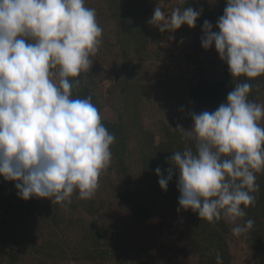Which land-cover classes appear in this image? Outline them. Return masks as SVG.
Segmentation results:
<instances>
[{
  "label": "clouds",
  "instance_id": "obj_1",
  "mask_svg": "<svg viewBox=\"0 0 264 264\" xmlns=\"http://www.w3.org/2000/svg\"><path fill=\"white\" fill-rule=\"evenodd\" d=\"M201 14L176 7L166 16L157 6L148 23L174 33L185 24L194 28ZM213 27L204 20L201 46L214 45L232 77L264 75V0H226L218 31ZM102 35L85 0H0V176L23 200L67 206L77 192L93 199L111 164L115 136L91 96L73 98ZM251 88L238 83L214 111L190 113L191 129L177 128L195 152L172 153L167 177L155 170L167 191L175 169L181 208L212 225L224 219L237 237L253 228L254 220L240 221L255 205L256 174L264 171V104L249 100ZM216 262L223 264L219 253Z\"/></svg>",
  "mask_w": 264,
  "mask_h": 264
},
{
  "label": "trees",
  "instance_id": "obj_2",
  "mask_svg": "<svg viewBox=\"0 0 264 264\" xmlns=\"http://www.w3.org/2000/svg\"><path fill=\"white\" fill-rule=\"evenodd\" d=\"M147 0H85V6L96 10L97 18H100L101 24L106 21L107 31L103 32L106 37H111L110 42L105 41L104 47L115 54L113 63H108L104 68L102 62L99 67L92 65V71H100L103 75H113L115 82L111 85L108 95L96 93L97 82L95 76H86L82 73L78 79L80 84L73 89V98L92 97V102L97 106L99 112L105 104H110L117 111V119L111 121L102 118V123L116 138L111 146L112 159L120 165H126L129 145L135 143L138 145L141 164L143 166V180L140 176L135 179L136 190L126 189L119 194L123 206L129 211L131 217L146 224L151 223L152 212L158 213L159 206L150 203L149 187L157 191L161 197H165L174 212H179L181 220L176 227L177 232L181 235L190 234L192 243L199 253L198 264H217L216 255L219 253L223 259V264H232V256L226 237L230 232V223L221 219L215 225L201 220L198 213L191 209L184 210L178 203L180 193L177 188L178 172L173 169L172 180L169 181L167 191L161 189L158 184L159 177L155 170L160 167L164 177L168 175V169L172 167L170 157L176 151H183L185 148H192L195 152L194 142L184 138V131L177 126H185L182 122L172 120L170 125L162 126L163 137L156 141V134L146 126L142 120V109L144 108V96L146 95L143 85L146 81L148 72H144L146 62L153 56L159 57L161 46L156 45L155 38L161 33L156 31L148 21L154 13V5ZM169 3L172 0H163ZM183 8L192 7L194 10H201L202 14L196 21V24L202 28L204 20L213 24V30L218 31L215 27L217 19L223 14L226 7V0L213 2L209 7L206 0H183L180 4ZM100 24V22H99ZM103 34V38L104 37ZM119 58V60H117ZM117 60V62H115ZM193 60V58H191ZM112 64V65H111ZM224 71L223 78L208 80L201 75L198 82L189 83L188 86L181 90L182 98L187 96L189 100L197 103L201 108L207 111H214L218 106L226 101L227 95L232 91L236 84L248 82L252 85L249 93V100L264 104V75L249 79L245 76L232 77L228 70V65L222 61ZM96 69V70H95ZM202 73L205 68L199 66ZM191 81V80H190ZM100 93V92H99ZM115 102V103H114ZM188 108L187 120L191 119L190 113L193 108L185 104ZM264 127V119L260 121ZM186 130V129H185ZM128 167V165H127ZM121 172L124 170L118 169ZM256 183L259 184V191L255 193L256 202L254 206L248 207L246 216L242 221L248 219L254 220L253 228L244 234H241L243 240L247 243L250 251L258 264H264V171L256 174ZM139 179V180H138ZM57 205V203H55ZM48 208L47 204H42L38 198L23 200L18 197L17 189L14 182L6 181L0 176V245L5 241L19 245H34L35 234L31 229V219L29 217H41L46 213V218L54 219L53 225L58 228V216ZM90 213L94 211L90 209ZM163 222L159 223V225ZM92 228L87 231L86 236L78 247H82L84 260L96 261L98 264H105L106 258L110 256H119V252L104 248L102 236L106 231H100L96 224H91ZM164 227V226H163ZM53 229H55L53 227ZM154 234L160 240L165 242L162 235L164 230L155 226ZM162 232V234L160 233ZM58 236H57V235ZM102 242V243H101ZM90 247V248H89ZM66 247L60 241L59 234L56 230L52 237L37 248L44 255L51 254L52 258L61 255L67 257ZM19 251L8 252V264H16L19 260ZM76 258L78 256H75ZM3 259L0 258V264Z\"/></svg>",
  "mask_w": 264,
  "mask_h": 264
},
{
  "label": "rangeland",
  "instance_id": "obj_3",
  "mask_svg": "<svg viewBox=\"0 0 264 264\" xmlns=\"http://www.w3.org/2000/svg\"><path fill=\"white\" fill-rule=\"evenodd\" d=\"M147 1L156 2V0ZM217 1L206 0L208 7ZM157 3L154 5V9L157 6L160 7L166 16L170 15L176 7L183 9L180 5L181 0H172L169 3L160 0ZM97 21L100 22L99 25L102 29L109 24L106 22L107 20L101 24L100 18H97ZM153 28L157 32L159 31L157 27L153 26ZM104 31H107V28ZM105 34V38L102 35V44L98 53L91 57L93 65L96 67H99L103 62L104 68H106L108 63H113V57H117L118 54V52L114 54L104 47L103 43L111 40V37H106ZM202 35V28L197 24L194 28L185 24L174 33L165 31L155 38L157 47L161 46L160 56H153L146 62L144 69L148 75L142 86L146 93L142 120L144 126L156 134V141L163 137L162 126L170 125L172 120L182 122L186 130L191 129L193 121L186 119L188 108L185 104L187 102L189 106L194 107L193 112L207 111L206 108H201L197 103L189 100L187 96L182 98L181 90H184L189 83L198 82L201 75L210 81L223 78L222 60L214 45L208 50L203 49L201 46ZM170 36H174V39H169ZM200 65L205 68L204 73L199 69ZM85 75L95 76L97 79L96 93L102 94V96L103 94L104 96L108 95L109 88L115 82L113 75H103L99 70H89ZM100 114L102 118L111 121H115L118 117L116 109L110 104H105ZM125 162L126 165L123 166L115 160H111L109 168L102 173L99 179L100 186L93 199H79L77 192L73 194L70 205L61 206V204L55 205L48 198H38L42 204L48 205L46 209H52L55 217L58 216L59 227L56 228L53 225L54 219L51 217L45 219L46 221L43 220L46 218V213H43L41 217H29L31 219L30 227L35 234V247L33 244L31 246L30 244L17 245L5 241L4 245H0L2 264H8V252L11 251H19V260L16 264H98L96 261L81 258L82 247H78L87 231L90 227L92 228L91 224L93 223L98 226L100 231H106L105 235L100 238L103 240L104 248L119 252L118 257L112 255L106 258L105 264H198L199 253L192 243L190 234L181 235L176 230L183 216L172 210L165 197H161L151 187L147 188L150 195L149 202L159 206L158 213L152 212V221L148 224L133 219L127 207L123 206L119 194L126 189L135 191V179L139 176L140 179H144L137 144L129 145ZM118 169L124 171L121 172ZM90 209L94 211V214L90 213ZM161 222L164 227L162 224L159 225ZM155 226L164 230L163 234L161 231L160 233L164 235L165 242L154 234ZM231 229L232 227L226 241L230 247L232 264H258L241 235L234 236ZM55 230L59 234L63 246L68 250L67 257L59 255L52 258L51 254L46 256L44 255L46 252L42 254L37 250L48 238L52 237Z\"/></svg>",
  "mask_w": 264,
  "mask_h": 264
}]
</instances>
